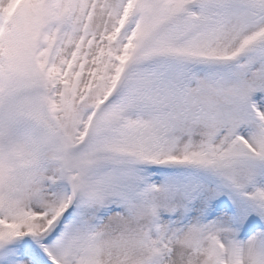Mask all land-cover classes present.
Here are the masks:
<instances>
[{"label":"snow or ice","instance_id":"6c2138e0","mask_svg":"<svg viewBox=\"0 0 264 264\" xmlns=\"http://www.w3.org/2000/svg\"><path fill=\"white\" fill-rule=\"evenodd\" d=\"M0 264H264V0H0Z\"/></svg>","mask_w":264,"mask_h":264}]
</instances>
